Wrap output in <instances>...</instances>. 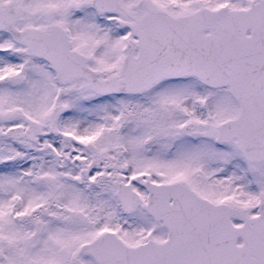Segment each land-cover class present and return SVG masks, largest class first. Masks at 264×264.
I'll list each match as a JSON object with an SVG mask.
<instances>
[{"label": "snow or ice", "instance_id": "snow-or-ice-1", "mask_svg": "<svg viewBox=\"0 0 264 264\" xmlns=\"http://www.w3.org/2000/svg\"><path fill=\"white\" fill-rule=\"evenodd\" d=\"M0 264H264V0H0Z\"/></svg>", "mask_w": 264, "mask_h": 264}]
</instances>
